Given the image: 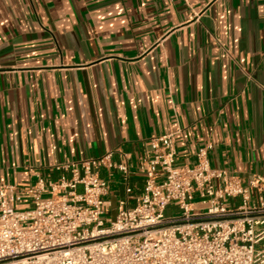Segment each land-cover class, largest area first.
<instances>
[{
  "label": "crops",
  "instance_id": "crops-1",
  "mask_svg": "<svg viewBox=\"0 0 264 264\" xmlns=\"http://www.w3.org/2000/svg\"><path fill=\"white\" fill-rule=\"evenodd\" d=\"M169 133L177 164L213 142L212 166L264 176V0H0L1 182L113 152L114 219Z\"/></svg>",
  "mask_w": 264,
  "mask_h": 264
},
{
  "label": "built area",
  "instance_id": "built-area-1",
  "mask_svg": "<svg viewBox=\"0 0 264 264\" xmlns=\"http://www.w3.org/2000/svg\"><path fill=\"white\" fill-rule=\"evenodd\" d=\"M213 147L180 165L173 134L153 136L137 164L142 193L110 220L101 172L132 168L113 152L61 162L28 186L0 181V264H264V176L245 184L212 166ZM173 202L180 212L166 214Z\"/></svg>",
  "mask_w": 264,
  "mask_h": 264
},
{
  "label": "rangeland",
  "instance_id": "rangeland-1",
  "mask_svg": "<svg viewBox=\"0 0 264 264\" xmlns=\"http://www.w3.org/2000/svg\"><path fill=\"white\" fill-rule=\"evenodd\" d=\"M176 204H177L176 202H173L172 205H170V206L167 208V210H166V214H170V213H172V212H173V209L176 210V213H179L180 210L178 209V207H177Z\"/></svg>",
  "mask_w": 264,
  "mask_h": 264
}]
</instances>
